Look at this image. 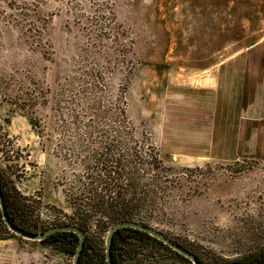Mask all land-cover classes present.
I'll list each match as a JSON object with an SVG mask.
<instances>
[{"label": "rangeland", "instance_id": "obj_1", "mask_svg": "<svg viewBox=\"0 0 264 264\" xmlns=\"http://www.w3.org/2000/svg\"><path fill=\"white\" fill-rule=\"evenodd\" d=\"M239 59L264 65V0H0V133L26 173L1 153L0 168L36 201L39 232L73 213L59 185L67 166L41 135L58 100L97 76L100 101L126 108L136 139L158 150L177 183L149 225L209 264L264 252V145L247 139L239 150L237 116L219 107L225 96L200 89L220 75L237 81L229 61ZM89 231L90 258L105 264L104 232ZM130 244L123 264H194L152 239ZM74 251L69 240L22 238L0 216V264H73Z\"/></svg>", "mask_w": 264, "mask_h": 264}, {"label": "trees", "instance_id": "obj_2", "mask_svg": "<svg viewBox=\"0 0 264 264\" xmlns=\"http://www.w3.org/2000/svg\"><path fill=\"white\" fill-rule=\"evenodd\" d=\"M96 21L102 22L99 28L104 38L106 24L99 17ZM84 79L79 93L58 100L53 125L48 131L43 130L45 134L41 137L55 142L54 154L68 169L64 170L59 185L67 195L73 213L68 216L67 223L58 226L72 225L85 231L86 242L79 264H97L90 258L89 230L97 227L104 232L106 241L109 230L119 222L136 221L149 225L147 220L157 216L177 183L158 150L136 139L126 108L113 112L100 101L98 95L105 87L104 80L97 76ZM83 97L88 101L85 102ZM122 104L125 106L126 101L122 100ZM13 149L14 141L2 131L0 153L8 163L7 168L25 175L26 166L20 163L21 153ZM198 170L188 169L187 176L192 177ZM0 185L14 225L30 233H40L36 201L23 195L2 168ZM0 216L2 218L1 210ZM46 230L43 228L42 231ZM133 236L164 244L141 230L121 228L115 232L112 243L114 264H123L125 254L122 253L132 246L130 239ZM63 240H69L75 254L80 240L73 232H57L41 242ZM126 244L127 248L123 250ZM104 256L102 259L107 264ZM198 258L203 264H209ZM232 263L264 264V252Z\"/></svg>", "mask_w": 264, "mask_h": 264}, {"label": "crops", "instance_id": "obj_3", "mask_svg": "<svg viewBox=\"0 0 264 264\" xmlns=\"http://www.w3.org/2000/svg\"><path fill=\"white\" fill-rule=\"evenodd\" d=\"M229 63L232 67L238 66L240 68L233 75L237 81L232 84L220 82V77H225V75H220L216 76V81L209 80L207 86H202L200 89H205L208 99L212 95H218L220 98L225 96L222 105L219 103V107L221 106L220 108L223 109L224 113L233 112L237 116L235 121H237L239 139L237 147L239 150L247 148V145L259 147L264 145V65L262 64L259 68L258 65H250V61L241 59L230 60ZM223 65L220 72L224 71L225 73L227 66H225L226 63ZM215 75H208L207 77L211 79ZM231 87L234 94L225 95L226 90L232 91Z\"/></svg>", "mask_w": 264, "mask_h": 264}, {"label": "water", "instance_id": "obj_4", "mask_svg": "<svg viewBox=\"0 0 264 264\" xmlns=\"http://www.w3.org/2000/svg\"><path fill=\"white\" fill-rule=\"evenodd\" d=\"M0 210H1L2 218L5 222V224L7 225V227L9 228V230L11 232H13L14 234H16L22 238L28 239V240L41 242L44 239H46L47 237H49V236H51L57 232H73V233L77 234L80 241H79V245L77 247V250L74 254V257H73V264H79L80 256L82 254V251L85 247V242H86L85 231H83L82 229H80L77 226H72V225L56 226V227L49 228L46 231L40 232V233H30L24 229L17 227L16 225H14V223L11 221V219L8 215L7 207H6V203H5V199H4V195L2 192L1 185H0ZM121 228H135V229L141 230L143 232H146L149 235L156 238L157 240L163 242L165 245L169 246L170 248H172L173 250H175L176 252H178L182 256L191 260L194 264H203L199 260L197 255L190 252L189 250H187L185 247L181 246L177 242H175L172 238L168 237L166 234H164L160 230L154 228L151 225L143 224L141 222H136V221L119 222V223L115 224L109 230L107 237H106V241H105V256H106L107 264H114L113 258H112V256H113V254H112V243H113V238H114L115 232ZM229 264H239V263H229Z\"/></svg>", "mask_w": 264, "mask_h": 264}]
</instances>
